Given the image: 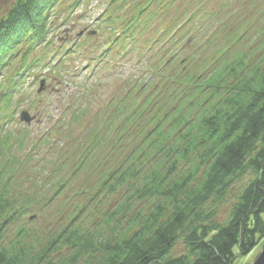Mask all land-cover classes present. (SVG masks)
Here are the masks:
<instances>
[{"label": "trees", "instance_id": "16d2710c", "mask_svg": "<svg viewBox=\"0 0 264 264\" xmlns=\"http://www.w3.org/2000/svg\"><path fill=\"white\" fill-rule=\"evenodd\" d=\"M86 2L0 18V264H238L264 239V0H110L108 41L51 62L52 24ZM44 64L74 88L28 152L3 129Z\"/></svg>", "mask_w": 264, "mask_h": 264}, {"label": "rangeland", "instance_id": "374dc122", "mask_svg": "<svg viewBox=\"0 0 264 264\" xmlns=\"http://www.w3.org/2000/svg\"><path fill=\"white\" fill-rule=\"evenodd\" d=\"M109 1L110 0H88V2L81 5L72 14L71 9L66 12L64 17H68L69 21L63 22L62 20L60 22H54L52 24V36L54 37L53 45H50L48 48L50 53L45 55V58L50 54L48 60L51 62L58 61L61 55V53H59V48L61 47L62 51H65L76 43L80 45L85 39L84 36H86V34H84L80 37V33H85V31L89 33L95 32V36L98 40L108 41L104 36L105 31L107 30L101 29L99 25L101 20L100 14L103 13L104 8L108 5ZM12 2L13 0H0V18L6 14L8 10L7 8H9ZM57 15L60 17L61 13L58 11ZM53 49L54 51L52 52ZM117 49V47H114L115 51ZM51 56L52 58L50 59ZM114 60L117 61L119 66H123L124 70L132 68L130 64H124L125 62H121L117 58ZM127 61H129V59H127ZM51 64H44L39 67V69H35V72L18 86L19 91L14 95L11 108V112H14L13 121L10 125H8L9 123L7 124L9 127L3 129V131L6 129L12 130L15 134H19L22 129H26L31 135L27 141V148L25 150L28 152L32 149V142L34 141L36 144L37 139L42 135L45 129L53 125V122L58 119L64 109L62 103L60 104L52 101L53 95L67 97L71 93V89L74 88V85L72 84H67L66 86L61 83V81L59 82L56 78L51 77L48 73L49 69H51ZM77 65L80 66V68L85 66V64L82 63L81 58ZM75 77H77L76 82L77 80L81 81L82 79L83 81H86L88 73H76ZM43 79L47 81V88L44 93L38 95L37 90L40 87V80ZM22 111H28V114L35 116L36 119L30 125L21 123L19 116ZM245 183L246 182L235 187L236 190H234L233 194L228 198V201L222 206L219 216L220 221H224L228 218L230 209L235 201L234 195H237L240 192L239 190L242 189L241 187H243ZM40 220L41 219L38 217L37 220L35 219V221L33 220L32 222L35 224ZM263 250L264 239L248 257L239 258L238 264H254Z\"/></svg>", "mask_w": 264, "mask_h": 264}, {"label": "water", "instance_id": "95a60500", "mask_svg": "<svg viewBox=\"0 0 264 264\" xmlns=\"http://www.w3.org/2000/svg\"><path fill=\"white\" fill-rule=\"evenodd\" d=\"M95 33H93L94 35ZM45 87V81L41 82V87L40 90L38 91V93H41V91L44 90ZM36 119L35 116H31L30 114H28V112L24 111L22 113H20V121L24 122L28 125H30L34 120ZM254 264H264V250L261 253L260 257L258 258V260L254 263Z\"/></svg>", "mask_w": 264, "mask_h": 264}]
</instances>
